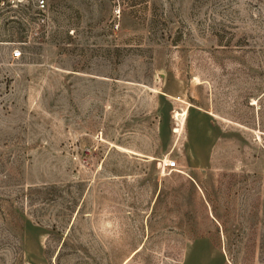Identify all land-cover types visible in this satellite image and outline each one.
I'll return each mask as SVG.
<instances>
[{
	"label": "rangeland",
	"instance_id": "1",
	"mask_svg": "<svg viewBox=\"0 0 264 264\" xmlns=\"http://www.w3.org/2000/svg\"><path fill=\"white\" fill-rule=\"evenodd\" d=\"M37 12L0 9V264H264V0Z\"/></svg>",
	"mask_w": 264,
	"mask_h": 264
},
{
	"label": "built area",
	"instance_id": "2",
	"mask_svg": "<svg viewBox=\"0 0 264 264\" xmlns=\"http://www.w3.org/2000/svg\"><path fill=\"white\" fill-rule=\"evenodd\" d=\"M49 0H0V9H7L11 7H17L20 5L26 6L28 9H36L40 13L46 11L48 8ZM13 58H21L23 56L20 48L13 50L11 53ZM167 164L170 166L177 165L176 159H168Z\"/></svg>",
	"mask_w": 264,
	"mask_h": 264
}]
</instances>
